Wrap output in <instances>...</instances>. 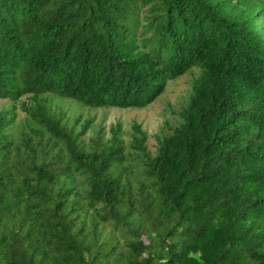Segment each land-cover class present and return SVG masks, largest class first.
I'll return each instance as SVG.
<instances>
[{
    "label": "trees",
    "instance_id": "obj_1",
    "mask_svg": "<svg viewBox=\"0 0 264 264\" xmlns=\"http://www.w3.org/2000/svg\"><path fill=\"white\" fill-rule=\"evenodd\" d=\"M194 67L135 183L119 124L52 105L142 108ZM0 99V264H264V0H0Z\"/></svg>",
    "mask_w": 264,
    "mask_h": 264
},
{
    "label": "rangeland",
    "instance_id": "obj_2",
    "mask_svg": "<svg viewBox=\"0 0 264 264\" xmlns=\"http://www.w3.org/2000/svg\"><path fill=\"white\" fill-rule=\"evenodd\" d=\"M198 72L199 70L194 67L187 73L169 80L164 92L156 100L142 108H88L72 99L57 97L52 99V105L69 123H73L76 117L78 125L86 119H90L92 125L88 132L89 135L102 128L108 136L110 128L119 124L121 137L128 153L126 164L132 181L135 183L138 179L137 164L140 160V151L136 148V139L140 137V134L136 130V126H140L141 130L145 132L144 145L147 151L153 154L157 148V137L167 135L180 122L178 111L186 104L192 80ZM4 104L5 100L0 99V108ZM28 123V116L18 106L16 128L26 127Z\"/></svg>",
    "mask_w": 264,
    "mask_h": 264
}]
</instances>
